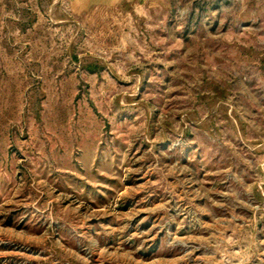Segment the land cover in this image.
Here are the masks:
<instances>
[{"label":"rangeland","instance_id":"1","mask_svg":"<svg viewBox=\"0 0 264 264\" xmlns=\"http://www.w3.org/2000/svg\"><path fill=\"white\" fill-rule=\"evenodd\" d=\"M0 264H264V0H0Z\"/></svg>","mask_w":264,"mask_h":264},{"label":"crops","instance_id":"2","mask_svg":"<svg viewBox=\"0 0 264 264\" xmlns=\"http://www.w3.org/2000/svg\"><path fill=\"white\" fill-rule=\"evenodd\" d=\"M84 2H86V1H89V0H83ZM100 3H102V2H107V1H111V0H98Z\"/></svg>","mask_w":264,"mask_h":264}]
</instances>
